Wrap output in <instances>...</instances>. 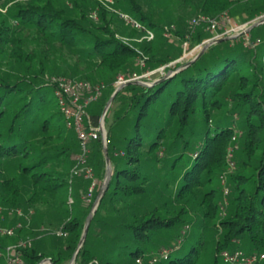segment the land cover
I'll list each match as a JSON object with an SVG mask.
<instances>
[{"label": "trees", "instance_id": "obj_1", "mask_svg": "<svg viewBox=\"0 0 264 264\" xmlns=\"http://www.w3.org/2000/svg\"><path fill=\"white\" fill-rule=\"evenodd\" d=\"M68 1L70 6H57L55 0L15 1L7 20L0 16V63L6 53L12 59L10 70L0 65V216L15 230L13 237L0 235V250L21 238L26 227L23 217L11 211L23 208L27 213L28 205H48L33 218L40 233L18 248L23 264L70 262L90 211L81 206L88 181L71 178L79 143L65 126L46 78L47 52L36 56L27 51L21 32H33L37 44L45 41L50 48L58 44L71 50L79 57L76 71L81 63L92 61L95 68L110 73L103 80L105 101L115 91V78L128 79L142 71L135 66L138 53L112 30L109 11L92 0ZM114 1L154 35L165 30L134 0ZM233 1L239 2L214 0L205 10L220 14L236 4ZM249 1L248 21L264 15V0ZM89 10L96 11L98 21L90 18ZM198 30L190 42L204 39ZM187 34L189 28L173 31L182 39ZM242 38L221 40L188 65L176 63V72L168 75V70L155 84L132 81L115 94L113 100L129 93L123 119L132 110L133 123L124 126L120 146L114 143V126L120 119L106 126L111 177L75 264H135L138 259L142 264H200L204 255L211 256L209 264H219L222 250L264 254V23L249 32L248 46ZM155 50L151 44L143 47L149 55L146 70L170 61L156 57ZM80 76L89 80L87 73ZM166 89L171 103L156 116L153 105ZM88 116L98 124L99 115ZM143 123L156 128V138L147 146ZM233 145L237 150L230 160L236 171L227 174L228 147ZM90 149L88 161L97 166L99 177V157L105 170L101 141L91 142ZM221 177L231 188L224 216L219 206L223 192L213 185ZM100 189L101 183L92 193L91 207ZM20 223L24 226L18 227Z\"/></svg>", "mask_w": 264, "mask_h": 264}, {"label": "rangeland", "instance_id": "obj_2", "mask_svg": "<svg viewBox=\"0 0 264 264\" xmlns=\"http://www.w3.org/2000/svg\"><path fill=\"white\" fill-rule=\"evenodd\" d=\"M23 2L22 0H11L7 2V0L0 2V16L3 17V19H6V14L8 10L14 5V2ZM99 5L103 6L107 11L111 13V28L115 32V35L117 39L121 42H123L126 45H129L132 49H134L138 53V57L136 58L135 66H138L139 69L142 71L140 73H136L135 75L139 78L138 81L142 82L143 84L149 85L152 84L154 81H157L160 76H162L164 73H167L168 70L170 71V75H173L176 72V63L173 60L174 57L181 55L179 58L183 57V43L185 42V39L179 38L175 35H173V31H187L189 28L190 22L195 18L198 14L206 15L212 19H218L221 20V17H228L231 21V23H235L236 25L244 24L248 22L245 14V8L246 5L250 2L249 0H237L239 2L233 1V6L227 8V10L221 12L220 14H216L215 11H206L207 8H212L215 4L214 0H134L140 5L141 11L146 15L150 16L154 22H157L163 26L164 29H170V37L167 38L164 35L165 30L162 33H159L158 35H154V37L150 40L147 39V34L142 29H135L133 28L127 20H125L122 15H129L131 18L133 16L129 14L127 11H125L124 7H119L114 0H92ZM252 1V0H251ZM257 1V0H254ZM62 2H64V5L70 6V2L68 0H55V4L57 6H61ZM83 2V1H82ZM82 2H80L82 5H84ZM90 18L93 21H98L97 13L96 11L89 10ZM264 17L263 14L255 17ZM7 20V19H6ZM253 20V19H252ZM251 21V20H249ZM10 25H14L17 27V24L12 23L9 21ZM230 26V25H229ZM227 24H221L220 29L218 31L219 34L223 33L224 30L229 29ZM131 29H135L137 32L136 35H131ZM200 33L204 35V39L198 43L191 41L189 43V52L192 50H196L198 46H200L204 41L210 39L213 34H210L205 29L199 27ZM21 36L24 41V46L27 51H35L36 56L40 55L42 51L47 52V56L45 57V73L46 78L48 82L51 79H57V78H67L72 80H78V81H85L92 85H104L103 80L108 78L110 76V73H108L105 70L95 68L94 62H87L86 65H83L81 63V69L78 71L75 70V63L79 62V57H77L76 54H74L71 50L65 47H60L58 44L55 45L54 48H50V43L47 44L45 41H39L37 44L35 40V35L33 32H30L28 30H23L21 32ZM240 37V36H238ZM243 41V45L245 41L243 38L241 39ZM240 41V42H241ZM151 44L152 47L156 48L155 56L156 57H167L170 61L169 63L162 65L160 67H157L155 69L146 70V61L149 59V55H146L143 52V47L145 45ZM242 44V43H241ZM52 45V44H51ZM204 45H201L197 48L196 51H192L189 55H187L185 58H182L179 62V64H186L195 59V57L200 53ZM178 58V59H179ZM78 60V61H77ZM81 62V61H80ZM0 65L5 70H10V67L12 66V59H10L6 53L5 56H3V60L1 61ZM81 73H87V76H89V80L81 79ZM131 74H129V77H132ZM119 77L115 78L113 87L115 89L122 88L124 85H119L118 82ZM105 89H102L101 95L98 98L97 101L91 103L87 109L86 112H94L97 115H99L98 123L101 122V116L104 111V108L106 106V103L108 100L105 101V98L107 94L104 93ZM129 95V93H122L118 95L114 100H112L107 112H106V124H105V118L103 120V125L106 131V126L109 128L113 123L118 121L114 126L115 134L114 136V143L117 146L121 145L120 137L124 133V126L130 123H133V115L134 111H130L128 114V117L123 119L126 115V104L123 103V101L126 100V97ZM130 96V95H129ZM172 97L170 96L168 89H166L157 99L156 103L153 105L152 113L156 116L159 114H162V112L169 107V104L171 103ZM124 120V123L122 124V121ZM144 126H146L144 129L141 130L142 133H145V142L146 146L151 144L155 138H156V128L153 124H146L143 123ZM145 131V132H144ZM231 150V157H233V153L237 150V145L229 146L228 152ZM75 157V156H74ZM231 161V160H230ZM234 161V158H233ZM98 167L100 168V176L103 177L101 179L104 180L103 173H105V170H102V160L99 157L98 160ZM235 163V161H234ZM233 163V164H234ZM89 165L93 171L95 179L98 181L97 184H102L103 180L100 182L99 177L96 175L97 166L93 165L89 162ZM235 165V164H234ZM111 167V165H110ZM236 166H233L232 169H226L227 174L234 173ZM164 173H167L164 171ZM163 173V174H164ZM85 183H87L85 181ZM89 183V182H88ZM89 185V184H88ZM213 185L219 189V193L222 194L223 188L227 187L229 190L231 189L227 185V179L225 177H221L220 180L213 181ZM174 187V186H173ZM173 189V188H172ZM175 189V188H174ZM83 198L81 199V206L84 209H87L91 211V202L88 200V196L86 197L85 194H83ZM229 196V195H228ZM228 196L226 197V203L224 204V197L221 195V199L219 201L220 211L221 214L224 216L225 210L224 206L227 205ZM47 204L46 203H35L32 206L28 205L27 213L24 212L23 208L15 209L14 211H11V213L14 215L17 211H20L22 213L23 219L26 221L25 225L26 227L22 228L23 231L20 233L21 238L17 239L15 243H12L8 245L7 247H14L17 244L23 245L22 247H26L31 239L36 237L40 231L38 230L37 224H33V218L34 216L38 217L39 213H44L47 211ZM0 209L3 211V209L0 206ZM90 213V212H89ZM94 214V213H93ZM89 215V214H88ZM92 219V218H91ZM91 221V220H90ZM6 218L3 215V226L6 227ZM90 224V222H89ZM29 225V226H28ZM23 227L24 225L20 223V227ZM89 227V226H88ZM88 231V230H87ZM57 235L64 237L65 235L61 231H56ZM15 235V234H14ZM13 237V236H12ZM48 238V237H47ZM28 241V243H26ZM25 243V244H23ZM211 261L210 255H204L201 259L200 264H209ZM219 264H225L222 260V258L218 262ZM0 264H4L0 260ZM19 264H23V261L20 256V262ZM44 264H50L49 262H45ZM66 264H69L66 263ZM75 264V263H74ZM135 264H142V260L138 259L135 261Z\"/></svg>", "mask_w": 264, "mask_h": 264}, {"label": "built area", "instance_id": "obj_3", "mask_svg": "<svg viewBox=\"0 0 264 264\" xmlns=\"http://www.w3.org/2000/svg\"><path fill=\"white\" fill-rule=\"evenodd\" d=\"M122 17L127 20V22L135 29H142L147 34V39H152L154 37V33L151 30L145 29L140 22L131 18L129 15H122ZM263 17H259L248 21L244 24L236 25L235 23H231L228 17H221V20L212 19L206 15L198 14L189 24L190 34L185 36V42L183 43V57L185 58L192 51H196L198 47L201 45H205L211 41L224 38V37H238L242 36L245 41V45H249V27L255 22L259 21ZM221 24H227L230 28L224 30L223 33L219 34L218 31L220 29ZM203 28L213 36L204 41L200 46L196 48V50H192L189 54V43L191 34H193L197 28ZM170 30L165 29L164 35L165 37H170ZM259 43L257 40L252 46H256ZM182 58H179L175 63L179 62ZM139 78L133 74L132 77L128 79H124L123 77H119L118 84L124 85L128 82L138 81ZM49 85L54 88V95L56 98L57 106L60 113L63 116L65 126L68 129H71L75 132L77 136V140L79 143V152L74 157V166L71 169V178L72 177H81L84 180L89 182L87 196L90 201L91 196L95 188L97 187L98 181L95 179L93 171L89 165V156L91 153L90 143L93 141L100 140L102 143V147H104L106 143V131L102 122H99L97 125H93L90 121L88 113L86 112L87 107L98 100L101 95L103 85H92L85 81H78L72 79L65 78H57L51 79L49 81ZM235 136L232 138L234 141ZM231 150H229V154L227 156V162L229 163L228 169H232L233 163L230 161ZM229 194V189L227 187L223 188V197L224 204L226 203V197ZM86 196V197H87ZM16 214L19 217H22V213L17 211ZM3 218L0 216V235L12 237L14 236V228L9 226L2 225ZM20 227V224H17ZM28 243V241L26 242ZM25 244V243H23ZM30 242L28 243V245ZM23 246L21 244H17L14 247H6L4 251L0 250V260L4 261V264H19L21 253L19 252V247ZM162 257L166 259V252L162 253ZM220 257L223 262L228 264H264V254H251L244 255L240 251H235L231 253L228 250H222ZM157 259L152 262L155 263ZM45 262H48L45 260ZM44 262V263H45Z\"/></svg>", "mask_w": 264, "mask_h": 264}, {"label": "water", "instance_id": "obj_4", "mask_svg": "<svg viewBox=\"0 0 264 264\" xmlns=\"http://www.w3.org/2000/svg\"><path fill=\"white\" fill-rule=\"evenodd\" d=\"M263 23H264V17L261 18L259 21L255 22L254 24H252V25L249 27L248 32H250L253 28H255V27H257V26H259V25H261V24H263ZM231 38H232V37H224V38H220V39H217V40L211 41V42H209V43H206V44L203 46V48H202V50L200 51V53H198V55L195 57V59H196L200 54H202L205 50H207L211 45H213V44H215V43H217V42H219V41H221V40H226V39H231ZM195 59H193L192 61H190L189 63H187V65L190 64V63H192ZM167 74L170 75L169 72H168ZM156 82H158V81H154L152 84H155ZM134 83H138V84H141V85H146V84H143V83L140 82V81H134ZM149 85H150V84H149ZM149 85H148V86H149ZM120 89H121V88H117V89H115V91H114L113 94L111 95L110 99H109L108 102L106 103V106H105L104 111H103L102 116H101V122H102V123H103V120H104V118H105L106 112H107V110H108V108H109V106H110V104H111V102H112V100H113L115 94H116ZM106 144H107V142L105 143V145H104V147H103V154H104V159H105V176H104V180H103V182H102V184H101V189H100V192H99V194H98V196H97V199H96L95 203L93 204V207H92V209H91L89 215H88L87 218H86V221H85V224H84V229H83V233H82V236H81L80 242H79V244H78V246H77V249H76V251H75V253H74L72 259L70 260L69 264H74V263H75V257H76V254H77L79 248L82 246V244H83V242H84V240H85V237H86V234H87V230H88V226H89V222H90V220H91V218H92V216H93V213H94L95 209L97 208V205H98V203H99V201H100L102 195L104 194L105 190H106L107 187H108V183H109V180H110V177H111V167H110V161H109V158H108V156H107ZM47 261L51 264L50 259H47ZM44 262H45V260L42 261L40 264H44Z\"/></svg>", "mask_w": 264, "mask_h": 264}, {"label": "crops", "instance_id": "obj_5", "mask_svg": "<svg viewBox=\"0 0 264 264\" xmlns=\"http://www.w3.org/2000/svg\"><path fill=\"white\" fill-rule=\"evenodd\" d=\"M175 60H176V59H175ZM177 60H178V58H177ZM177 60H176V61H177Z\"/></svg>", "mask_w": 264, "mask_h": 264}]
</instances>
